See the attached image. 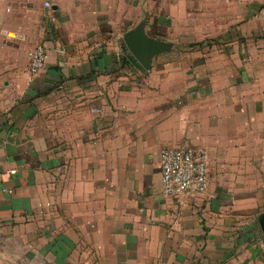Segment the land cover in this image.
<instances>
[{
    "label": "crops",
    "instance_id": "1",
    "mask_svg": "<svg viewBox=\"0 0 264 264\" xmlns=\"http://www.w3.org/2000/svg\"><path fill=\"white\" fill-rule=\"evenodd\" d=\"M263 7L0 0V264H264ZM141 19L172 43L148 71ZM179 146L208 153L204 195L163 196Z\"/></svg>",
    "mask_w": 264,
    "mask_h": 264
},
{
    "label": "built area",
    "instance_id": "2",
    "mask_svg": "<svg viewBox=\"0 0 264 264\" xmlns=\"http://www.w3.org/2000/svg\"><path fill=\"white\" fill-rule=\"evenodd\" d=\"M49 6L45 3V7ZM46 55L42 46L29 53L31 75L45 66ZM160 174L161 192L165 197L179 198L187 193L204 195L209 183V155L205 150L197 151L187 146L164 148L160 152Z\"/></svg>",
    "mask_w": 264,
    "mask_h": 264
},
{
    "label": "water",
    "instance_id": "3",
    "mask_svg": "<svg viewBox=\"0 0 264 264\" xmlns=\"http://www.w3.org/2000/svg\"><path fill=\"white\" fill-rule=\"evenodd\" d=\"M129 54L145 71L150 70L152 60L172 48V43L147 34L145 20L141 19L133 28L122 35ZM257 223L264 238V212L257 215Z\"/></svg>",
    "mask_w": 264,
    "mask_h": 264
},
{
    "label": "rangeland",
    "instance_id": "4",
    "mask_svg": "<svg viewBox=\"0 0 264 264\" xmlns=\"http://www.w3.org/2000/svg\"><path fill=\"white\" fill-rule=\"evenodd\" d=\"M169 27H170V26H169ZM173 28H174V27H173ZM170 29H171V27H170ZM184 29H185V30H184ZM190 29H191V26H188L187 28H180V29H179V33H180V34L188 33V30L191 31ZM165 32H166V31H165Z\"/></svg>",
    "mask_w": 264,
    "mask_h": 264
}]
</instances>
